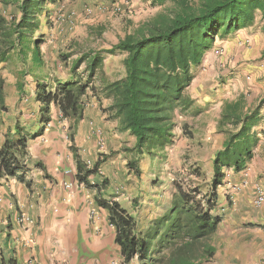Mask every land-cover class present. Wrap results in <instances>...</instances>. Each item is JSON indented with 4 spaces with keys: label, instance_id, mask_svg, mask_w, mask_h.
Listing matches in <instances>:
<instances>
[{
    "label": "trees",
    "instance_id": "16d2710c",
    "mask_svg": "<svg viewBox=\"0 0 264 264\" xmlns=\"http://www.w3.org/2000/svg\"><path fill=\"white\" fill-rule=\"evenodd\" d=\"M59 1L62 0L1 1L14 5L15 13L6 16L0 11V65H8L15 57L19 60L22 68L16 87L20 94L25 80L33 79L39 127L33 134L26 133L19 122L6 127L0 148V187L2 181L15 179L32 190V180L26 176L27 140H37L50 130L55 108L59 118L71 124L69 139L74 144L78 125L85 119L89 91L99 102L103 101L100 95L111 101L104 110L110 112L107 119L118 121V131L135 140L133 146L122 147L127 157V175L141 178L146 158L151 159L149 171L158 173L157 165L174 145L177 118L196 115V100L187 93L195 78L194 70L203 64L218 40L253 25L258 13L264 21V0H152L154 6L170 3L174 7L127 33L111 49L83 52L75 48L72 53H60L59 61L70 71L66 80H60L46 72L44 40L37 36L42 19L49 24L48 7ZM118 53L125 55L124 76L112 81L104 74L103 55ZM75 55L77 58L70 63ZM5 90L6 81L0 72V126L5 125L2 115L9 111ZM263 109L264 98L252 107L244 97L224 103L218 130L226 139L212 161L213 175L207 192L175 180L170 207L146 229L119 202L106 196L110 187L107 178L100 184L91 182L92 177L101 176L104 158L89 167L71 144L75 181L95 191L94 204L107 211L123 264L133 260L139 264H208L214 259L217 250L211 238L223 222L216 212L219 188L228 172L239 174L252 163L260 141L256 128L264 120ZM182 129L184 137L192 139L193 132H187L186 122ZM190 174L196 179L203 175L199 168ZM11 229L8 222L1 264H19L17 250L10 246Z\"/></svg>",
    "mask_w": 264,
    "mask_h": 264
},
{
    "label": "rangeland",
    "instance_id": "374dc122",
    "mask_svg": "<svg viewBox=\"0 0 264 264\" xmlns=\"http://www.w3.org/2000/svg\"><path fill=\"white\" fill-rule=\"evenodd\" d=\"M1 1L0 11L3 14L9 16L15 13L14 5H5ZM173 7L174 5L170 3H167L164 7L154 6L152 0H62L55 5H50L48 7V10H50L49 24L43 18L42 27L37 35L44 40L42 52L47 63L46 72L51 75L52 79L66 80L70 71L69 67H65L59 61L58 55L60 53H72L75 48L83 52H101L111 49L127 33L137 29L157 14ZM117 9L120 10L117 11ZM263 22L260 13H258L255 23L250 26L252 28L247 30L246 34L243 32L244 35L237 37L239 40L238 46L231 44L232 41L225 43L223 42L224 39L218 40L213 49L208 52V57L212 56L213 59H216V62L210 61L209 64H202L194 70L195 78L187 93L196 100V115L177 118L178 124L175 128L174 145L168 148L167 158L157 165L158 173L149 171L148 167L151 159L146 158L142 163L145 168L142 177L131 182L132 185H139L143 193L140 198L136 199V204H141L142 207L139 217L144 218L150 206L161 204L165 202V197L171 196L175 180L182 181L186 186H199L203 192H207L211 180L210 159L215 154L218 146L212 125L216 120L218 107L220 104L223 106L227 101H235L240 97H244L247 104L252 107L264 98ZM233 47L240 48L239 50L235 48L238 53H231ZM77 56L75 55L70 63ZM103 57L105 59V76L108 75V79L112 81L122 78L124 76L123 59L125 55L120 53L115 56L106 54ZM21 68L22 66L16 57L8 65H0V72L6 81V103L9 110L8 113L2 115L5 125L0 126V137L5 134V131L4 133L2 131L8 125L13 126L16 122L24 126L26 133L29 134L35 133L36 128L39 127V107H37L33 96V79L28 77L25 80L23 94H20L16 87L18 72ZM84 69L85 64L81 66L79 72L82 73ZM90 92L88 95L92 98L93 108L103 115L109 114L110 112H104V110L110 106L111 101L100 95L103 101L99 102V99L92 97ZM52 119L50 130L57 126L64 143L62 149L56 151L59 156V161H56L57 165L61 166L63 172L64 170L67 172L66 175L73 176L74 179L70 182H73L74 187L79 186L81 188L83 186L75 181L76 164L74 152L70 150L72 143L69 139V136H71L69 127L71 124L68 121H62L55 108L52 110ZM185 122L188 124L187 132H190V130L193 132L192 139L183 135L182 124ZM112 123L118 125V121L112 120ZM24 124L29 125V127ZM79 126L74 138L75 143L72 146H74L82 161L89 167L93 166L100 157L104 158V164L109 158H115L119 154H123L122 157L127 162L122 147H131L129 145L134 142V138L130 134L128 135L132 139L122 144L123 146L119 150L98 154V158L94 160L84 146L87 141H85L86 138L88 140L92 138L98 140L95 136L96 130L93 128L88 134V129H86L85 133L87 134L85 136L87 137L80 138ZM119 133L122 132L119 131ZM43 137L37 140L44 139ZM32 141L31 139L27 140L28 150ZM49 142H52V139L49 138ZM37 165L39 166L31 164L30 168L34 171L37 167L45 168L43 163ZM71 168L75 172L70 171ZM196 168H199L203 174L200 179H196L190 174L191 170ZM124 169L127 170L126 166ZM33 174L28 175L30 176L29 180H32V190L37 184L34 180L52 179L44 171L43 174H40L37 170ZM103 178L105 177L102 175L92 177L91 182H97L96 180L100 181ZM32 190L29 191L32 192ZM118 190L119 195H117ZM123 191L124 189L119 184V188H117L114 195L108 196L106 194V196L110 198L120 197ZM92 197L94 196H90L88 200L90 206L93 201ZM54 211L58 212V209L56 208ZM256 214L255 210L252 209L245 213L246 219L239 218L240 221H237L238 218L233 217L232 221L228 223L229 225L221 228L211 238L218 255L208 264H264V223H260L258 219L256 220ZM30 218L31 222L29 224H20L25 231H28L34 225H40V218L38 222L31 216ZM148 227H145V229ZM24 242L27 246L28 243L32 244L33 237L26 238ZM4 248L5 238L3 239V250Z\"/></svg>",
    "mask_w": 264,
    "mask_h": 264
},
{
    "label": "crops",
    "instance_id": "0c3cea01",
    "mask_svg": "<svg viewBox=\"0 0 264 264\" xmlns=\"http://www.w3.org/2000/svg\"><path fill=\"white\" fill-rule=\"evenodd\" d=\"M251 28L230 35L223 42L227 43L228 41L229 43L232 41L231 44L238 46L239 40L237 37L244 35L243 32L246 34V31ZM235 48L240 49L233 47L231 53H238ZM210 61L215 63L216 59H213L212 56L208 57L207 54L203 64H209ZM35 92L34 83V97ZM91 99L90 97L85 119L79 124V135L80 138L83 136L86 138L87 133H85V130L88 129L89 134V131L95 128V136L98 140L94 138L88 140L86 138L85 141H87L84 147L90 153L89 155L96 160L98 154L106 153V151H117L123 146L122 144L132 138L129 137L128 133H119L117 130L118 125L112 123L111 120H107L110 113L103 115L94 109ZM221 112L222 105L220 104L216 120L212 124L215 130L214 137L218 145L216 152L222 149L226 139L225 134L218 130ZM262 115L264 117V109ZM89 124L92 125L88 126ZM4 131L2 132L4 133ZM256 131L260 141L255 150L252 163L248 169L239 174L232 171L228 172L224 184L219 188V205L216 212L223 218L219 231L224 226L229 225L228 223L232 221L233 217L238 218L237 221H240L239 218L246 219L245 213L252 209L257 213L255 215L256 220L258 219L260 223H264V208L256 209L252 204L254 185L259 183L264 187V120L261 121ZM43 138L33 140L29 146L28 156L26 157L27 177L29 179V174L34 175L33 172L39 170L40 174H43V171L47 172L49 178L52 177V179L34 180L37 184H35L36 186L32 192L15 179L2 181V187L0 188V264L3 239L7 234L6 225L8 222L12 226L9 231L11 234L10 246L17 250L19 264H111L114 260L123 264L120 250L114 243L115 231L109 223L107 211L98 208L94 204V197H92L91 206L88 202L90 196H95V191L79 186H75L72 190L64 187L65 183L73 181L74 178L71 175H66L67 172L65 170L63 172L61 166L57 165L59 156L56 151L61 150L64 145L59 128L55 126L53 129L48 130ZM49 138L52 139V142H49ZM100 141L104 144L103 150H101ZM133 141L129 146L134 145L135 140ZM3 143L4 135L0 137V148ZM215 154L210 159L211 179L213 175L212 161ZM122 156L123 154H119L115 158H109L101 168V175L110 181V187L106 194L108 196L114 195L120 184V187L124 189L121 192L122 195L112 198L136 219L141 228L148 227L154 219L161 216L170 207V196L165 197V202L161 203L162 205L153 204V206H150L144 218L139 217L142 207L141 204H136V199L140 198L143 193L139 185H132L131 182H134L137 178L127 175V170L124 169L127 162ZM39 163H43L45 168L37 167L36 171L30 168L31 164L39 166L37 165ZM70 171L75 172L72 168ZM96 181L100 184L102 179ZM56 208L58 212L54 211ZM93 212L95 217L91 215ZM20 214L22 216L28 215L25 216L28 218L31 216L37 220L36 222L40 218V225H34L28 231H25L17 223ZM31 237H33V243H28L27 246L24 241L26 238ZM130 264H139V262L133 260Z\"/></svg>",
    "mask_w": 264,
    "mask_h": 264
},
{
    "label": "built area",
    "instance_id": "2783aa9c",
    "mask_svg": "<svg viewBox=\"0 0 264 264\" xmlns=\"http://www.w3.org/2000/svg\"><path fill=\"white\" fill-rule=\"evenodd\" d=\"M119 10L120 9H117V11H119ZM51 126L52 125L49 124L48 128H51ZM99 143H100V147H101V150H102L103 147H104V144L101 141ZM64 187L66 189H68V190H72L74 188V184H73V182L65 183ZM253 191H254V198H253L252 204H253L254 208H256V209L264 208V187L261 184L256 183L254 185V190ZM117 195H119V190L117 192ZM91 215L95 217V213L94 212L91 213ZM30 222H31V219L28 218V217L25 218V216H21L20 218H18V223H20V224H26V223L29 224ZM111 264H121V263H117L115 261L114 262L112 261Z\"/></svg>",
    "mask_w": 264,
    "mask_h": 264
},
{
    "label": "clouds",
    "instance_id": "9594fccd",
    "mask_svg": "<svg viewBox=\"0 0 264 264\" xmlns=\"http://www.w3.org/2000/svg\"><path fill=\"white\" fill-rule=\"evenodd\" d=\"M22 216V215H21ZM18 221V220H17ZM20 224V223H19Z\"/></svg>",
    "mask_w": 264,
    "mask_h": 264
}]
</instances>
